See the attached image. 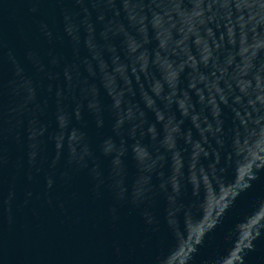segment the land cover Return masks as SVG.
<instances>
[{"label":"water","instance_id":"95a60500","mask_svg":"<svg viewBox=\"0 0 264 264\" xmlns=\"http://www.w3.org/2000/svg\"><path fill=\"white\" fill-rule=\"evenodd\" d=\"M264 98V0H0V264H183Z\"/></svg>","mask_w":264,"mask_h":264}]
</instances>
